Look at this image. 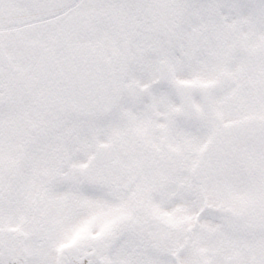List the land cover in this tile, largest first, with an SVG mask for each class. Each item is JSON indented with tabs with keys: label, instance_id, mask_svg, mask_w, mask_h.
<instances>
[{
	"label": "snow or ice",
	"instance_id": "6c2138e0",
	"mask_svg": "<svg viewBox=\"0 0 264 264\" xmlns=\"http://www.w3.org/2000/svg\"><path fill=\"white\" fill-rule=\"evenodd\" d=\"M0 264H264V0H0Z\"/></svg>",
	"mask_w": 264,
	"mask_h": 264
}]
</instances>
